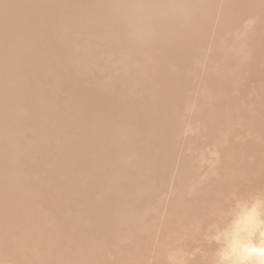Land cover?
Instances as JSON below:
<instances>
[{
	"label": "bare ground",
	"instance_id": "1",
	"mask_svg": "<svg viewBox=\"0 0 264 264\" xmlns=\"http://www.w3.org/2000/svg\"><path fill=\"white\" fill-rule=\"evenodd\" d=\"M258 199L264 0H0V264H216Z\"/></svg>",
	"mask_w": 264,
	"mask_h": 264
},
{
	"label": "clouds",
	"instance_id": "2",
	"mask_svg": "<svg viewBox=\"0 0 264 264\" xmlns=\"http://www.w3.org/2000/svg\"><path fill=\"white\" fill-rule=\"evenodd\" d=\"M213 239L222 245L216 264H264V200L238 203Z\"/></svg>",
	"mask_w": 264,
	"mask_h": 264
},
{
	"label": "rangeland",
	"instance_id": "3",
	"mask_svg": "<svg viewBox=\"0 0 264 264\" xmlns=\"http://www.w3.org/2000/svg\"><path fill=\"white\" fill-rule=\"evenodd\" d=\"M196 162H197V161H196ZM197 164H199V163H197ZM205 164H206V163H205L204 161L201 163V165L203 166V168H202V166L200 165L201 168H199V174H201V173L203 172ZM201 179H203L202 176H201Z\"/></svg>",
	"mask_w": 264,
	"mask_h": 264
}]
</instances>
